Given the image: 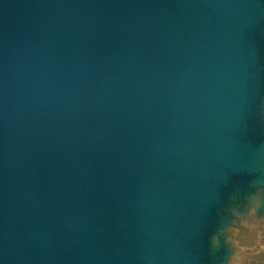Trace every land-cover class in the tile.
I'll use <instances>...</instances> for the list:
<instances>
[{
    "label": "water",
    "instance_id": "95a60500",
    "mask_svg": "<svg viewBox=\"0 0 264 264\" xmlns=\"http://www.w3.org/2000/svg\"><path fill=\"white\" fill-rule=\"evenodd\" d=\"M0 264H264V0H0Z\"/></svg>",
    "mask_w": 264,
    "mask_h": 264
}]
</instances>
